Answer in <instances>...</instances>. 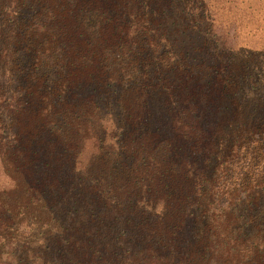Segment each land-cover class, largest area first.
I'll use <instances>...</instances> for the list:
<instances>
[{"label":"trees","instance_id":"1","mask_svg":"<svg viewBox=\"0 0 264 264\" xmlns=\"http://www.w3.org/2000/svg\"><path fill=\"white\" fill-rule=\"evenodd\" d=\"M213 38L206 0H0V264H264V158H225L264 93Z\"/></svg>","mask_w":264,"mask_h":264},{"label":"rangeland","instance_id":"2","mask_svg":"<svg viewBox=\"0 0 264 264\" xmlns=\"http://www.w3.org/2000/svg\"><path fill=\"white\" fill-rule=\"evenodd\" d=\"M213 34L219 41L222 63L233 68H244L246 79L261 85L257 94L264 93V0H206ZM249 80V81H250ZM229 148V147H228ZM236 148V147H235ZM235 154L245 166L252 165L250 173L258 170L257 162L264 158V139L257 143L242 142ZM237 153V154H236ZM256 162V163H255ZM39 234L34 236L37 239Z\"/></svg>","mask_w":264,"mask_h":264}]
</instances>
